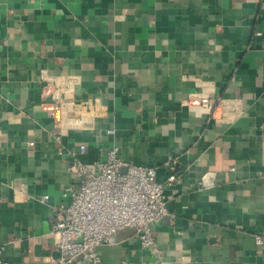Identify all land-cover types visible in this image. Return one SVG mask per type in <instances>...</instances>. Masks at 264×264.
<instances>
[{
	"label": "crops",
	"instance_id": "obj_1",
	"mask_svg": "<svg viewBox=\"0 0 264 264\" xmlns=\"http://www.w3.org/2000/svg\"><path fill=\"white\" fill-rule=\"evenodd\" d=\"M45 71L79 75L76 98L104 103L108 115L89 128L59 126L44 102ZM200 80L241 98L245 117L216 123L189 110ZM82 143L87 163L119 145L162 182L175 159L178 181L166 188L175 216L152 227L167 264H264L255 239L264 237V0H0V245L9 264L58 254L51 219L78 181L65 153ZM100 253L105 264L161 256L134 233Z\"/></svg>",
	"mask_w": 264,
	"mask_h": 264
},
{
	"label": "built area",
	"instance_id": "obj_2",
	"mask_svg": "<svg viewBox=\"0 0 264 264\" xmlns=\"http://www.w3.org/2000/svg\"><path fill=\"white\" fill-rule=\"evenodd\" d=\"M79 75L74 73L42 75L44 102L50 104L48 116L62 126L89 128L99 117L107 116L108 106L93 99H77L75 85ZM189 110L207 115L216 123H235L245 117L243 101L238 97H225L217 91L214 81L200 80L199 89L184 100ZM108 132L115 134V128ZM62 136L61 131L56 134ZM33 144V143H31ZM87 145L66 151L68 169L77 182L66 185L61 202L55 205L50 234L54 239L56 256H49L45 264H72L80 256L93 264H105L100 247L114 244L116 233L135 229L141 245L150 247L159 256L160 248L153 233V224L165 215L172 217L167 204L166 188L178 181L170 157L171 173L166 182L157 179L155 166L135 164L121 156V148L114 145L104 159L87 163L80 158ZM49 195L40 196L47 201ZM256 242L264 244V237L256 235ZM5 245H0V264H9L4 257ZM122 264H126L123 261ZM157 264H167L163 256Z\"/></svg>",
	"mask_w": 264,
	"mask_h": 264
},
{
	"label": "water",
	"instance_id": "obj_3",
	"mask_svg": "<svg viewBox=\"0 0 264 264\" xmlns=\"http://www.w3.org/2000/svg\"><path fill=\"white\" fill-rule=\"evenodd\" d=\"M134 232H135V229H133V228H128L126 230L119 231L118 233L115 234L114 239L115 240L121 239L124 236H126V235L128 236ZM78 259H82V256H80ZM84 259H88V258H84Z\"/></svg>",
	"mask_w": 264,
	"mask_h": 264
}]
</instances>
